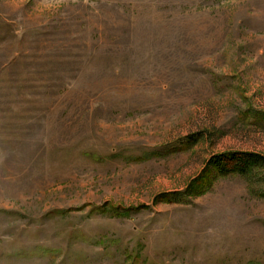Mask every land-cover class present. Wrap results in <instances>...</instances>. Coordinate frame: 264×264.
<instances>
[{
	"label": "rangeland",
	"instance_id": "rangeland-1",
	"mask_svg": "<svg viewBox=\"0 0 264 264\" xmlns=\"http://www.w3.org/2000/svg\"><path fill=\"white\" fill-rule=\"evenodd\" d=\"M246 153L264 0H0V264H264Z\"/></svg>",
	"mask_w": 264,
	"mask_h": 264
},
{
	"label": "trees",
	"instance_id": "trees-1",
	"mask_svg": "<svg viewBox=\"0 0 264 264\" xmlns=\"http://www.w3.org/2000/svg\"><path fill=\"white\" fill-rule=\"evenodd\" d=\"M228 158L233 159V165L230 169L226 168L224 158L219 157L213 161L214 166L218 171H235L238 173H246L252 167H264V157L258 154L246 153L244 155L227 154ZM225 157V156H223Z\"/></svg>",
	"mask_w": 264,
	"mask_h": 264
}]
</instances>
